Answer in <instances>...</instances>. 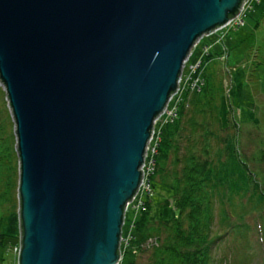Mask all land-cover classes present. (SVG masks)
I'll return each mask as SVG.
<instances>
[{
    "label": "water",
    "instance_id": "1",
    "mask_svg": "<svg viewBox=\"0 0 264 264\" xmlns=\"http://www.w3.org/2000/svg\"><path fill=\"white\" fill-rule=\"evenodd\" d=\"M248 0H0L19 159L18 264H120L156 121Z\"/></svg>",
    "mask_w": 264,
    "mask_h": 264
},
{
    "label": "trees",
    "instance_id": "2",
    "mask_svg": "<svg viewBox=\"0 0 264 264\" xmlns=\"http://www.w3.org/2000/svg\"><path fill=\"white\" fill-rule=\"evenodd\" d=\"M211 58L208 52L200 63V68L204 65V88L192 97L184 95L173 123L155 125L160 141L152 188L171 190L178 214L169 220H153L150 201L143 202L132 229L135 235H131L126 249L121 243L122 264H139V255L146 256L143 264H224V260L214 258V251L225 234H233L234 240L244 244L247 226L241 221L246 213L257 211L264 218L261 172L251 169L237 137L222 136L231 128L229 110L223 112L225 88L219 74L210 68ZM18 189L14 122L0 88V264H10L12 237L5 233V227L12 217H17ZM216 205L221 207V222L228 226L225 234L213 235ZM260 229L264 234V220Z\"/></svg>",
    "mask_w": 264,
    "mask_h": 264
},
{
    "label": "rangeland",
    "instance_id": "3",
    "mask_svg": "<svg viewBox=\"0 0 264 264\" xmlns=\"http://www.w3.org/2000/svg\"><path fill=\"white\" fill-rule=\"evenodd\" d=\"M242 18L244 20L243 25L242 22L238 21L215 34L204 36L197 44L184 68L185 77L183 84H181L184 93L181 92L176 96L171 102V108H176L179 112L180 105L184 101V95L192 97L195 92L204 88V65L197 71L196 77L191 83L189 68L191 65H199L203 57L210 52L214 58L210 60V68L213 71L216 70L225 88L222 109L224 113L229 110L227 115L231 128L224 130L222 136L237 137L242 155L250 163L252 170L261 172L260 178L262 180L264 178V0L247 1ZM199 79L201 86H197ZM0 88L5 94L4 89L1 86ZM173 122L162 117L158 123L164 126ZM160 131L161 126L158 128V133ZM156 137L157 141L154 143V147L158 146L160 141L159 135L154 136V138ZM156 155L157 152L152 153L154 158ZM141 200L143 202L150 201L153 220H169L178 214L171 190L165 187H157L151 196L142 193L127 211L129 221L126 223L127 218H125L123 228L125 239L134 234V232L132 233L134 222L143 209ZM250 207L248 206V211ZM238 212L242 213L243 210L238 209ZM262 218L263 215L257 211L246 213L244 220L241 221L247 226L246 243L243 244L240 240H234L233 234H225L228 226H226L227 223L221 222V207L216 205L213 235L221 233L225 234V237L214 251V258L224 260V264H230L229 260L232 262L231 264H236V262L238 264H264V234L260 229L261 220H264ZM5 233L12 237L9 262L10 264H18L21 238L19 206L17 217H12L9 220L5 227ZM124 244V249H126V241ZM137 261L139 264L145 263L146 256L139 255Z\"/></svg>",
    "mask_w": 264,
    "mask_h": 264
},
{
    "label": "built area",
    "instance_id": "4",
    "mask_svg": "<svg viewBox=\"0 0 264 264\" xmlns=\"http://www.w3.org/2000/svg\"><path fill=\"white\" fill-rule=\"evenodd\" d=\"M249 1V0H248ZM247 3V2H246ZM245 3V4H246ZM244 10H245V5L243 6V9L241 10V12L239 13V15L234 19V20H232L230 23H229V25L228 26H232V25H234V24H236L238 21H240V22H242V25L244 24V20H243V18H242V13L244 12ZM242 18V19H241ZM227 26V27H228ZM226 28V27H225ZM223 30V29H222ZM190 60V59H189ZM189 60L185 63V66H186V64L189 62ZM201 63V62H200ZM185 66H184V68H185ZM190 83L193 81V78H195L196 77V74H197V71L200 69V64L199 65H196V66H194V65H191L190 66ZM184 69H183V73H182V76H181V78H180V81H179V89H178V92H177V94L175 95V96H173L172 98H171V100H170V102H169V104H168V106H167V109H166V111H165V113L156 121V124L162 119V117H165L166 118V120L167 121H172L173 122V120L174 119H176V117H177V113H178V109H173V108H171L170 107V104H171V102L176 98V96L179 94V93H184L183 92V90H182V87H181V84H183V81H184ZM203 85V84H202ZM197 86H201V81H200V79H199V82L197 81ZM174 107V106H173ZM172 109V110H171ZM155 124V125H156ZM155 134H156V132H155V127H154V131H153V134H152V137H151V140H150V142H149V144H148V147H147V150H146V154H145V161H144V165H143V167H142V171H143V181H142V183H141V185H140V188H139V192H138V195H137V197L134 199V201L132 202V203H130V205L128 206V208H127V211L130 209V207H131V205L133 206V203L138 199V196L139 195H142V193H147L148 195H152L153 194V188H152V182H151V177H152V175L154 174V172H155V159H154V154H153V156H152V153H155V152H157V148H156V146L154 147L153 145H154V143L157 141V137L156 138H154V136H155ZM149 145H151V147H149ZM152 147H154V148H152ZM141 202L143 203V200H141ZM143 205H144V203H143ZM139 207V206H138ZM130 239H131V235L129 236V238H127V239H123V241H124V243H125V241H126V244H127V246H128V243H129V241H130ZM19 251H20V249H19ZM19 251H18V255H19ZM121 263V262H120Z\"/></svg>",
    "mask_w": 264,
    "mask_h": 264
}]
</instances>
